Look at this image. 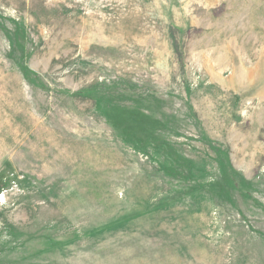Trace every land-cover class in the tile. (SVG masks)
Masks as SVG:
<instances>
[{"label": "rangeland", "instance_id": "rangeland-1", "mask_svg": "<svg viewBox=\"0 0 264 264\" xmlns=\"http://www.w3.org/2000/svg\"><path fill=\"white\" fill-rule=\"evenodd\" d=\"M0 264H264V0H0Z\"/></svg>", "mask_w": 264, "mask_h": 264}]
</instances>
